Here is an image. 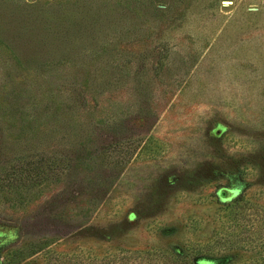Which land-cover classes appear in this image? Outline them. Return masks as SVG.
Masks as SVG:
<instances>
[{"label": "rangeland", "instance_id": "obj_1", "mask_svg": "<svg viewBox=\"0 0 264 264\" xmlns=\"http://www.w3.org/2000/svg\"><path fill=\"white\" fill-rule=\"evenodd\" d=\"M120 251L264 264V0H0V264Z\"/></svg>", "mask_w": 264, "mask_h": 264}, {"label": "trees", "instance_id": "obj_2", "mask_svg": "<svg viewBox=\"0 0 264 264\" xmlns=\"http://www.w3.org/2000/svg\"><path fill=\"white\" fill-rule=\"evenodd\" d=\"M120 252H126V253H116L111 254L109 256H104L102 258L98 259H80L79 258V264H122V263H129V264H157L155 262V259L153 258L152 253L150 252H130V251H120ZM129 254V255H128ZM159 259V256H158ZM89 260V261H87ZM81 261V263H80ZM165 262H162V264H195L191 263L188 260L185 259H178L174 260L165 258ZM161 264V263H159Z\"/></svg>", "mask_w": 264, "mask_h": 264}]
</instances>
